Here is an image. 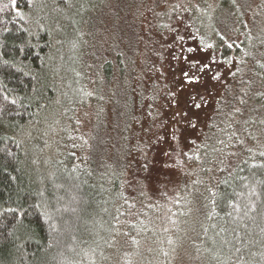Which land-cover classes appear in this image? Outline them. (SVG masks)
<instances>
[{"label":"trees","instance_id":"1","mask_svg":"<svg viewBox=\"0 0 264 264\" xmlns=\"http://www.w3.org/2000/svg\"><path fill=\"white\" fill-rule=\"evenodd\" d=\"M249 1L0 0V264H264Z\"/></svg>","mask_w":264,"mask_h":264},{"label":"rangeland","instance_id":"2","mask_svg":"<svg viewBox=\"0 0 264 264\" xmlns=\"http://www.w3.org/2000/svg\"><path fill=\"white\" fill-rule=\"evenodd\" d=\"M140 11H144V9L139 8L138 13ZM149 11L146 13V15L149 13ZM248 14H251L253 16L258 17V21H259L260 25L264 26V0H250L249 1ZM256 14H258L259 16H257ZM62 86H63V82L58 81V84H57L56 90H55L57 96H60V94L63 90ZM60 108H61V106L54 108L53 109V111H55L54 113H52V111L49 112V110H47L45 113V115H46L45 126L46 125L48 126V129H47L48 133H50L51 130L54 129L55 118H56V116H54V115H55V113H57L61 110ZM48 142H49V140L47 139V142H45L43 144V146H42L43 151L46 150V152H48V148H46L48 146ZM174 179H177V178L174 177ZM191 248L192 247L184 249L183 251H180V253L175 257L176 259L174 260V263L175 264H197L199 257L196 254L192 253Z\"/></svg>","mask_w":264,"mask_h":264},{"label":"snow or ice","instance_id":"3","mask_svg":"<svg viewBox=\"0 0 264 264\" xmlns=\"http://www.w3.org/2000/svg\"><path fill=\"white\" fill-rule=\"evenodd\" d=\"M197 107H199V105H197Z\"/></svg>","mask_w":264,"mask_h":264}]
</instances>
